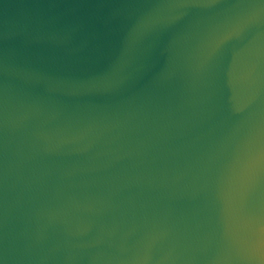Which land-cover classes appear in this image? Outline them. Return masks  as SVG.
Here are the masks:
<instances>
[{
	"label": "water",
	"instance_id": "water-1",
	"mask_svg": "<svg viewBox=\"0 0 264 264\" xmlns=\"http://www.w3.org/2000/svg\"><path fill=\"white\" fill-rule=\"evenodd\" d=\"M0 264H264V0H0Z\"/></svg>",
	"mask_w": 264,
	"mask_h": 264
},
{
	"label": "clouds",
	"instance_id": "clouds-1",
	"mask_svg": "<svg viewBox=\"0 0 264 264\" xmlns=\"http://www.w3.org/2000/svg\"><path fill=\"white\" fill-rule=\"evenodd\" d=\"M209 56H211V53H209Z\"/></svg>",
	"mask_w": 264,
	"mask_h": 264
}]
</instances>
